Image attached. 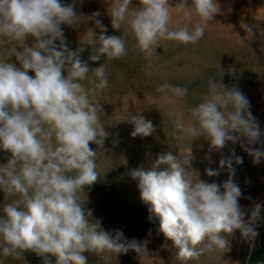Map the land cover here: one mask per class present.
Masks as SVG:
<instances>
[{"label":"clouds","instance_id":"1","mask_svg":"<svg viewBox=\"0 0 264 264\" xmlns=\"http://www.w3.org/2000/svg\"><path fill=\"white\" fill-rule=\"evenodd\" d=\"M112 0L109 14L112 28L130 32L134 47L151 56L163 38L180 44H195L204 35L208 21L220 13L217 0H180L175 7L187 9L197 19L192 30L187 25L169 28V0ZM98 16V12L91 14ZM78 17L73 3L61 0H0V36L13 41L34 38L22 50L12 49V62H0V150L10 153L0 166V189L19 199L6 204L0 217V248L5 257H19L32 250L39 255L51 253L56 264H87L83 253L99 255L104 251L117 255L129 250L146 251L147 240H127L119 229L112 232L86 209L80 193L98 179L96 151L90 144L103 146L108 133L98 115L99 103L90 102L88 91L78 82L90 71L79 59V51L71 49L61 25L73 26ZM98 37L97 51L108 60L127 55L124 35ZM58 41L59 43H56ZM92 61L100 55H92ZM29 71L34 75H29ZM66 73V75H65ZM98 88L108 86L103 64L94 69ZM174 97L187 95V89L162 85ZM195 125L177 121L175 127L192 140L201 136L210 150L220 151L231 142L241 143L258 164L264 159L260 124L250 111V101L236 88L210 83L208 95L190 109ZM131 136L148 137L155 131L150 120L132 115ZM232 156H235L234 149ZM240 164L242 158L235 156ZM184 164L190 168V160ZM172 152L158 154L150 168L138 167L130 172L137 181L141 201L159 218V230L173 242L177 258L183 261L198 258L204 250L229 249L228 237L239 230L246 239L258 235L255 222L261 205L251 210L249 221L239 205L242 195L232 158H221L220 168L227 166L229 178L218 184L199 178L194 182ZM165 166L161 170V166ZM209 177L219 171L206 169ZM88 217L94 219L90 223ZM204 245L197 250V245Z\"/></svg>","mask_w":264,"mask_h":264},{"label":"rangeland","instance_id":"2","mask_svg":"<svg viewBox=\"0 0 264 264\" xmlns=\"http://www.w3.org/2000/svg\"><path fill=\"white\" fill-rule=\"evenodd\" d=\"M61 2L69 4L73 0ZM111 3L112 0H75L78 15L75 23L61 27L68 46L80 50L79 59L90 70L78 82L88 91L90 102L100 104L98 115L108 133L103 146L90 144V147L96 151V171L99 174L120 170L125 191L119 195L122 198H116L117 201L140 198L137 181L131 178L130 172L138 167L150 168L158 154L170 151L182 164L190 160V168L186 164L184 166L194 182L198 178L218 184L221 179L227 180V166L220 168L219 161L231 157L235 169L232 179L245 197L238 201L246 213L245 221H249L256 204L261 205V211L260 218L255 222L254 230L258 233L255 239H246L236 230L228 237V250H204L198 258L183 261L177 258L178 250L173 248L171 240L166 238L162 241L156 236L136 232L107 219L105 203L87 187L80 193V198L85 202L86 209L92 210V217L101 222L104 230L112 232L119 229L127 240L148 241L146 251L139 254L133 250L119 255L110 251L99 255L85 252L83 255L87 264H244L250 247L257 243L264 227V159L258 164L253 163V158L244 151L248 145L243 137L241 141H244V147L240 142H229L220 151L210 150L205 137L192 140L177 130L175 124L179 120L185 126L195 125L190 109L208 95L211 75L228 71L234 75V81L230 86H224L236 88L245 94L250 101V111L264 133V0H217L221 11L207 22L204 35L197 43L180 44L162 38L151 56L134 47L135 40L124 26L121 31L112 28L109 14ZM179 3L180 0H169V28L187 25L192 30L197 19L187 9L175 8ZM136 4L137 0H133L130 10ZM94 12L99 15L92 17ZM97 20L107 29L104 35H124L128 49L126 56L108 60L98 53V37L102 32L96 24ZM24 43L30 46L35 41L32 37L26 41H13L0 36V62H12L19 66L12 56V49L22 50ZM92 55H100V59L92 61ZM102 64L108 86L100 89L94 69ZM165 84L184 87L187 95L176 98L168 89L158 91ZM132 115H142L150 120L155 127L154 133L148 137L133 138L131 132L134 125L129 122ZM261 141H264V135ZM251 147L264 150L261 144ZM233 149L235 156L242 158V163L235 162ZM9 158L10 153L0 150V166L5 165ZM164 167L162 165L161 170ZM209 168L218 170L219 175L209 177L205 171ZM19 198V194L9 195L0 189V217L4 216V206ZM92 217H88L90 223L95 222ZM198 246L197 250L204 248L203 244ZM0 264H26V261L22 253L19 257H5L0 248Z\"/></svg>","mask_w":264,"mask_h":264},{"label":"trees","instance_id":"3","mask_svg":"<svg viewBox=\"0 0 264 264\" xmlns=\"http://www.w3.org/2000/svg\"><path fill=\"white\" fill-rule=\"evenodd\" d=\"M29 75H34V73L29 71ZM210 80L217 85L221 83L230 86V83L234 81V75L228 71L219 74L215 73L211 75ZM121 176L120 170L112 173L99 174L97 181L88 187L94 196L99 197L105 203L107 219L136 232L156 236L162 241L165 240L166 237L159 230V218L149 212V205L144 204L140 198L135 197L117 201L116 198H122L119 195L125 191L122 186L123 180ZM225 181L226 179H221L219 183L222 185ZM240 199H245V197L241 195ZM260 238L261 247L264 251V246L262 245L263 234L260 235ZM171 244L175 248L173 243ZM22 254L26 264H56L57 261V257L51 253L39 255L35 251L28 250L22 252Z\"/></svg>","mask_w":264,"mask_h":264},{"label":"crops","instance_id":"4","mask_svg":"<svg viewBox=\"0 0 264 264\" xmlns=\"http://www.w3.org/2000/svg\"><path fill=\"white\" fill-rule=\"evenodd\" d=\"M261 234H263L262 245L264 246V227ZM252 246L255 247L253 248L250 247L245 257L244 264H264V251L262 250L263 248L261 247V238L259 237L257 243Z\"/></svg>","mask_w":264,"mask_h":264},{"label":"built area","instance_id":"5","mask_svg":"<svg viewBox=\"0 0 264 264\" xmlns=\"http://www.w3.org/2000/svg\"><path fill=\"white\" fill-rule=\"evenodd\" d=\"M253 247H255V246H251V248H253Z\"/></svg>","mask_w":264,"mask_h":264}]
</instances>
